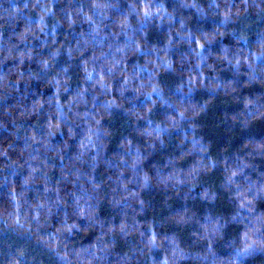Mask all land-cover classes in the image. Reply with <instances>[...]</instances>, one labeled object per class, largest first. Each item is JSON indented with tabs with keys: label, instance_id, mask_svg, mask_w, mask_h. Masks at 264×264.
Here are the masks:
<instances>
[{
	"label": "clouds",
	"instance_id": "9594fccd",
	"mask_svg": "<svg viewBox=\"0 0 264 264\" xmlns=\"http://www.w3.org/2000/svg\"><path fill=\"white\" fill-rule=\"evenodd\" d=\"M72 2L73 0H67L69 4ZM177 2L182 10L195 9L200 20L205 19L209 12L220 16L217 29H224L226 35H231L237 45L244 48L247 47V44L241 43L244 37L238 35L236 29L229 32L228 25H235L242 16L247 18L250 11L264 16V0H239L243 11L237 8L235 12L230 11L229 7L236 0H209L207 8L198 4L197 0ZM30 3L33 8H39V11L37 19L30 20L29 27L18 38L24 50L21 51L11 38L5 40L3 33H0V65L5 60H18L21 63L25 59L33 60L38 65V71L32 78L41 79L53 87L55 95L50 96L46 103H37L32 107L31 114L44 118L45 123L38 131L31 129L32 134L26 137L24 164L8 162L10 175L18 168L27 167L28 176L22 178L23 186L19 192L14 188L10 191L9 200L13 210L6 217L0 214V221L5 222L6 227L32 237L38 246L55 256L59 264H94L107 251L104 237H108L109 246H114L117 232L122 238L132 235L139 238L138 246L133 247L131 255L124 257L129 264H182L189 261L192 264H217L212 245L218 240H223L230 249L227 254L229 259L219 264H246L251 258L264 255V216L256 215L253 210L254 202L264 199V172H258L253 177L256 168L251 163L256 158L264 159V143H248L247 151L241 150L242 155L222 154L217 158L208 154L211 143L203 142V137L198 135L199 125L196 121L199 116L207 113L211 101L201 103L196 100V91L204 88L206 94L213 98L228 96L238 91L239 81L233 80L231 85H225L219 79L204 75L205 67L214 69L212 63H207L211 58V50L203 48V45L192 47L191 42L195 40V36L188 31L186 20L180 18L177 21L176 10L168 11L164 0L159 3L156 0H125L128 11L120 13L123 19L119 22L110 20L107 15V9L117 8V4L84 0L87 8H78L71 14L65 10L61 17L67 21L68 26L75 23L76 17H81L89 25V31L74 37L78 41L75 47L67 46V64L61 66L57 61V57L61 55L60 49L50 52L49 58L45 59L42 55H33L29 51L31 43L26 42L28 36H33L39 40V46L50 47L48 38L51 36L52 43H55L54 34L62 26L53 11L57 0H30ZM221 5L226 7L222 8ZM24 6L29 7V0H26ZM13 11L19 13L20 9L14 8ZM133 16L138 28L131 22ZM3 18L0 16V19ZM49 20L55 21L51 29ZM153 23L160 31H164V24L169 26L167 43L160 49L145 52L136 41V36ZM33 24L34 28L31 27ZM109 25L112 28L118 27L119 31H112ZM247 27L250 25H243V28ZM173 28L176 29L175 36L172 35ZM40 34L45 39L40 40ZM85 36L91 37L90 43ZM118 36L127 38L124 43L129 46L128 49L117 46ZM201 38L210 39L204 33H201ZM176 39L188 44V53H182L180 60V72L187 73V78L172 85L162 82L158 77L163 73L173 75L176 72L170 58ZM220 44L222 55L216 58L217 61L226 62L227 68L233 70L234 74L247 75L249 85L264 84V46L242 55L238 50L230 53L223 46V41ZM129 51L149 57L153 52L156 55L155 59L138 66L133 72H128L122 68L121 57L126 56ZM85 52H90L91 55L85 56ZM53 64L57 65L55 71ZM242 68H245L244 73H241ZM14 69L18 77L23 79L19 69L15 66ZM193 73L198 75L193 78ZM8 87L3 68L0 67V91ZM65 93L71 98L62 103L61 96ZM232 98L243 107L239 115L229 118L230 130L239 128L246 131L256 121L264 120V94ZM132 100L137 102L130 103L127 109H123L124 103ZM137 108L145 111L138 112ZM116 109L124 110V114L132 122V133L131 136L122 137L125 142L121 145V150L109 159L105 151L108 133L101 121ZM153 114L162 119L154 120ZM138 120H144L146 126L135 124ZM173 134L179 138L174 145L179 156L166 154L157 162L158 152L166 148V141H172ZM61 141L64 143L61 144ZM69 141L73 145H79L76 153L65 152ZM6 155L7 152L0 149V156ZM61 155L69 162L68 165H58L62 175L65 169L69 176L73 173L76 175L73 191L66 197L57 194L54 200L40 201L33 205L26 200V193L34 190L29 186L30 183L35 184L46 176L51 171L46 165L51 164L54 157ZM184 160H188V164L182 167L181 162ZM101 165L112 172L111 176L106 177L109 185H115L111 204L125 217V222L120 224L118 230L107 228L100 217L94 214L96 201L104 185L95 179L93 173ZM213 170L223 172L220 188L235 193L229 201L235 209L234 214L212 215L218 199L212 187L202 186L199 194L191 191L201 182L202 177ZM2 173L3 168H0V179H3ZM154 188L164 194L165 208L173 198L185 201L184 206L170 210L168 217L157 218L148 225L138 226L133 205L139 203L142 213L145 207L151 208L152 205H146L135 189L151 192ZM47 191L50 192L51 189ZM125 193L128 195H123ZM64 199L68 202L67 207L61 205V200ZM196 199L205 202L203 217L194 210V206L187 203ZM62 208L64 218L60 221L61 227L55 232L45 231L41 234V229L47 228L46 220L53 214L59 215ZM129 212L130 224L127 223ZM72 217L83 218L86 223H70ZM197 222L198 228H193L192 231L195 237L193 247L200 241L207 242L209 246L204 255L200 251L182 247L184 242L181 240L180 231ZM164 223L176 225L171 234L159 231ZM230 225L239 226V230L232 236L226 231ZM82 229L98 231L97 242L91 248L87 244L79 247L68 246L66 242ZM22 257L23 253L10 257L9 264H22Z\"/></svg>",
	"mask_w": 264,
	"mask_h": 264
},
{
	"label": "trees",
	"instance_id": "16d2710c",
	"mask_svg": "<svg viewBox=\"0 0 264 264\" xmlns=\"http://www.w3.org/2000/svg\"><path fill=\"white\" fill-rule=\"evenodd\" d=\"M26 0H0V33H3V38L8 40L12 39L13 43L19 45L20 50H24L23 44L18 39L27 27H29V21L37 19V13L39 8H33L30 0L29 7L25 8ZM102 4H117V8L107 9V15L110 20L119 22L123 19L121 12L127 13L128 5L125 0H100ZM160 0H156L159 3ZM165 7L168 11L176 10V20L184 18L187 23L188 31L194 33L195 40L191 42L192 47H198L203 45V48L211 50V58L207 60V63H212L214 69L204 68V75L207 77H213L223 81L225 85H231L233 80H238V91L228 96H217L215 98L206 94V89L198 88L196 91V100L201 103L210 100L208 111L197 118L196 123L199 125L198 135L203 137V142L211 143L209 149V155L219 157L220 155H233L247 151L246 145L250 142L264 143V120L256 121L248 130L243 131L239 128L235 130L229 129L231 123L230 117L239 115L241 104L233 100V96H247L256 95L257 93L264 94V84L253 83L251 85L247 82V75L234 74V71L227 68L226 62L217 61L216 58L222 55V49L220 42L223 41V46L229 49V52L239 51L242 55H246L249 50L256 51L261 46H264V16H258L252 11L249 12L247 18L240 17L239 21L235 25H228V30L231 32L233 29L238 31V35L243 36L244 40L242 44H247V47H241L237 45L236 40L231 35H226L224 29H217L220 16H214L209 12L205 19L200 20L197 17L195 9L182 10L179 8L177 0H164ZM197 3L208 7L209 0H197ZM87 8L88 5L84 3V0H73L72 3H67V0H57V3L53 6V11L57 14L56 19L60 20L61 27L55 32V43H52V37L48 38V44L50 47L39 46V40L34 39L33 36H28L26 42L31 43L29 51L36 56H43V58H49L50 52L60 49L61 55L57 57L59 65L65 66L67 64L66 48L71 45L75 47L78 43L74 37L80 36L81 33L89 31V25L84 22L81 17L75 18V23L72 26H68L67 21L62 19L65 10L70 14L78 8ZM222 8L226 7L221 5ZM14 8H19L20 12H14ZM239 8L243 11V6L239 4V0H236L234 5L229 7V10L235 12ZM55 21L49 20V25L54 24ZM131 22L136 25V18L131 17ZM107 23V21H106ZM244 24L250 25V27L243 28ZM137 28L139 27L136 25ZM35 27V25H31ZM112 28L111 25H109ZM179 24H176V28ZM164 31H160L155 23L149 25L144 32H140L136 36V41L142 46V49L146 52L150 49H160L167 43V37L169 32V26L163 25ZM243 29V30H241ZM112 31L118 32L119 28L114 27ZM172 35L175 36L176 29H171ZM201 33L210 37L209 40L201 38ZM218 33V34H217ZM107 34V33H105ZM45 39L43 34H40V40ZM85 39L90 43L91 37L85 36ZM127 38L124 36L117 37V46L128 49V45L124 43ZM99 46V45H98ZM188 53V44L181 43L179 39L175 40L173 50L170 53V58L174 62L176 72L173 75L163 73L158 77L162 82L175 85L182 78H187V73H181V54ZM85 56L91 55L90 52H85ZM155 52L151 57L146 55H140L139 52H128L126 56L121 57L123 59L122 68L127 69L128 72H133L138 66H142L149 60L155 59ZM207 56V53H206ZM14 66L19 69V72L23 74V79H20L16 74ZM3 74L5 75L8 88L0 91V149L7 152L6 156H0V168H3V179H0V214L7 216L13 209L11 207V201L9 200L10 191L14 188L19 192L23 186L24 177L28 176L27 167L18 168L14 173L10 175L11 169L8 167L9 161H15L18 164H24V156L26 155L25 139L28 135L32 134L31 129L37 131L45 123V119L33 115L32 107L37 103H46L50 96L55 95V89L41 79H33L38 71V65L29 59H25L22 63L18 60H5L3 65ZM57 65L53 64V71H55ZM246 67V66H245ZM245 72V68L241 69V73ZM193 78L198 74L193 73ZM124 78H127L126 76ZM75 82V81H74ZM134 95V94H131ZM71 97L65 93L61 96V102L66 103ZM136 100H132L128 103H124L123 109H127L130 103H136ZM123 109H116L113 113L103 119L101 124L104 126L108 135L106 137V153L109 159H112L117 152L121 150V145L125 142L122 137L131 136L132 122L124 114ZM136 111L142 112L145 109L137 108ZM154 120H160L162 117L153 114ZM135 124L145 125L144 120H138ZM146 126V125H145ZM59 135V134H58ZM248 137L249 139H245ZM58 138V137H57ZM135 139V137H131ZM178 137L174 134L172 141H166V148L163 151H159L156 156V161H161L164 156L176 154L179 156L177 149L174 145L178 141ZM64 141H61L63 144ZM78 144L73 145L71 141L68 142V147L65 152L76 153L78 151ZM191 159V158H189ZM69 164L68 161L63 159V155L54 157L51 164H47L46 167L51 171L43 176L41 180L35 184L30 183V187L34 190L26 193V200L33 205L40 201L54 200L57 194L62 197H66L68 193H71L75 186V173L72 176L67 174V169L62 170L58 167L59 164ZM147 163V162H146ZM255 166L256 172L253 173V177L258 172H264V159L256 158L251 161ZM188 164V160L181 162V166ZM91 171V170H90ZM96 180H99L104 185L103 191L100 192V196L97 199V208L94 214L100 217V220L106 225L107 228L119 229L122 222H125L118 209H114L111 204L113 199V188L115 185H109L106 177L111 176L112 172L106 170L104 165L98 167L93 173ZM90 178V177H89ZM5 181L7 183H5ZM68 181V183H63ZM223 181L222 170H213L207 176L201 178V182L198 183L191 191L199 194L202 186L212 187L218 196L216 201V208L213 210L212 215H229L234 214L235 209L229 201L235 195L233 192H227L220 188V184ZM83 184V182H81ZM131 188L132 186L129 185ZM51 191H47L48 189ZM140 199L144 200L147 204H151L152 207H145V211L140 212L139 203L133 205L136 209V223L138 226H145L150 224L157 218H165L170 214V210L183 208L185 201L171 199L167 203V207H164V194L158 189H153L151 192L140 191ZM187 191V189H185ZM128 195V194H123ZM190 206H194V210L200 213L203 217L205 214L204 201L196 199L195 201L189 200L187 202ZM61 205L67 207L68 202L66 199L61 200ZM71 211V209H68ZM253 210L256 215L264 216V199H258L254 202ZM31 215V213H29ZM183 215V213H181ZM129 219L127 223H131V212L128 213ZM64 218L63 208L59 215L53 214L46 220L47 228L41 229V234L45 231L55 232L56 229L61 227L60 221ZM69 222H78L80 225H84L86 221L83 218L77 219L72 217ZM202 222V221H200ZM199 222L194 225H190L187 228L180 231L181 240L184 242L182 247H187L192 251H200L201 255H204L207 251L208 244L205 241H200L193 247L195 237L192 235L193 228H198ZM176 228L175 224L164 223L159 229L160 232H168L171 234L172 230ZM239 230V226L230 225L226 230L229 236L234 235ZM99 232L82 229L79 233H74L71 240L66 244L70 247H79L81 244H87L89 248L97 242ZM114 246L107 244L108 237L105 236V247L107 251L102 254L101 258L94 262V264H129L128 260L124 257L130 256L134 246H138V237L135 235L127 238H122L118 232L114 237ZM128 241H131L129 243ZM212 248L215 253V260L217 264L221 261H227L229 259L228 252L230 249L225 246L223 240H218ZM23 253L22 264H59V261L53 256L47 249L38 246L35 240L28 236L26 233L14 230L11 227H6L5 222L0 221V264H9L10 257H17ZM210 262L212 258H209ZM182 264H192L189 262H182ZM246 264H264V255L255 256L248 260Z\"/></svg>",
	"mask_w": 264,
	"mask_h": 264
}]
</instances>
